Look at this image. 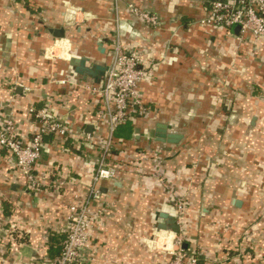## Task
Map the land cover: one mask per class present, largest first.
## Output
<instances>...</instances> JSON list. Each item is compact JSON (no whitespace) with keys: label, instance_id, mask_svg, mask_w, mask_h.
<instances>
[{"label":"crops","instance_id":"1","mask_svg":"<svg viewBox=\"0 0 264 264\" xmlns=\"http://www.w3.org/2000/svg\"><path fill=\"white\" fill-rule=\"evenodd\" d=\"M213 1L0 0V117L13 119L26 143L40 129L33 108L71 130L44 139L40 190L0 148V193L9 199L0 208V264H53L71 207L87 204L94 186L101 196L90 203L98 216L84 264H170L180 237L199 264H264V41L200 24ZM62 27L66 39L49 32ZM118 43L153 70L139 84L135 133L122 144L111 132L113 103L69 65L74 56L110 65ZM159 125L179 143L158 142ZM110 141L109 161L121 171L97 184ZM161 215L180 233L163 229Z\"/></svg>","mask_w":264,"mask_h":264},{"label":"built area","instance_id":"2","mask_svg":"<svg viewBox=\"0 0 264 264\" xmlns=\"http://www.w3.org/2000/svg\"><path fill=\"white\" fill-rule=\"evenodd\" d=\"M146 23L152 26L160 24L159 19L151 14L138 12ZM203 26H214L231 29L235 25L241 26V32L251 33L264 41V0H215L210 7L209 15L201 21ZM46 52L47 57L53 58L54 51ZM115 63L106 86L95 87L93 92L100 93L112 102L114 108L108 117L111 132L126 121L133 109L144 111L139 101V84L152 75V69H145L144 55L138 51H125L118 43L115 47ZM31 114L40 126L39 131L28 143L20 135L16 122L7 117H0V148L10 151L16 159V167L33 190H40L37 164L42 156L43 142L46 136L54 135L68 138L71 130L46 108L31 109ZM84 136V135H82ZM90 141V136H85ZM111 141L107 143L97 163L95 182L113 181L121 171L119 165H112L109 161ZM101 193L96 186L90 189V200L83 206L74 205L70 209V217L66 222L64 234L66 239L62 250L53 264H84L83 253L88 247L90 229L98 214L93 211L90 203L100 199ZM9 202L6 195L0 193V208ZM177 209L181 215L185 211L183 202L178 201ZM177 248L173 252L170 264H199L195 254L183 248V239L177 240Z\"/></svg>","mask_w":264,"mask_h":264},{"label":"water","instance_id":"3","mask_svg":"<svg viewBox=\"0 0 264 264\" xmlns=\"http://www.w3.org/2000/svg\"><path fill=\"white\" fill-rule=\"evenodd\" d=\"M241 31L240 25H235L231 29V33L239 36ZM49 32L52 34V36L55 39H66V29L64 27L58 28V29H50ZM100 46H102L100 44ZM103 52V51H102ZM115 60L111 62L110 65H100L97 63H92V59L87 56L82 57H72L69 61V65L72 68L73 72L83 77L84 79H92L97 85L100 86H106L109 82L110 75L114 68ZM94 126L89 125L87 126V129L85 133L87 135L93 134ZM156 139L158 142H168L170 144H177L179 143L181 136L173 134H169L166 131V126L159 125L157 129ZM161 217H164L166 219L167 223L166 225H163V229H170L174 233L178 234L180 233V225L177 223L175 219L170 218L168 215H161ZM183 248L186 250L187 245H184Z\"/></svg>","mask_w":264,"mask_h":264},{"label":"trees","instance_id":"4","mask_svg":"<svg viewBox=\"0 0 264 264\" xmlns=\"http://www.w3.org/2000/svg\"><path fill=\"white\" fill-rule=\"evenodd\" d=\"M139 111L140 110L138 108L133 109V112H131V114H129V116L127 117L126 121L123 122V123H121L116 128L115 133H114V136L117 138V142L115 141L116 138H114V142H116L117 144L118 143L119 144H122V143L125 142V140H130L131 137H133V135L135 133V130H134V127H133V121H132L133 119L131 117L134 116V115L137 116V113H139ZM46 137H48V136H46ZM122 139H125V140H122ZM116 143L113 144L112 154H115L113 152V150L114 149L116 150V148H114V145H117Z\"/></svg>","mask_w":264,"mask_h":264}]
</instances>
